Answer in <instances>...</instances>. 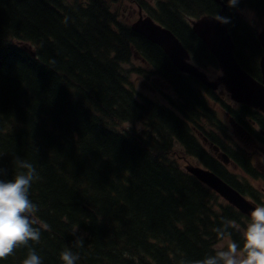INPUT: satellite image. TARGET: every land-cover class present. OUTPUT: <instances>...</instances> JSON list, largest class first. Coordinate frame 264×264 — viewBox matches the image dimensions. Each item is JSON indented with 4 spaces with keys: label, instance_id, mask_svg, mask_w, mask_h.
I'll use <instances>...</instances> for the list:
<instances>
[{
    "label": "trees",
    "instance_id": "16d2710c",
    "mask_svg": "<svg viewBox=\"0 0 264 264\" xmlns=\"http://www.w3.org/2000/svg\"><path fill=\"white\" fill-rule=\"evenodd\" d=\"M51 1L0 0L4 29L35 38L27 49L0 34V168L6 170L0 178L15 175L16 157L32 163L40 177L29 190L40 240L0 264H21L29 247L42 264H62L66 248L78 255L76 264H189L215 254L217 228L239 243L236 210L207 203L211 219L198 184L173 153L176 145L191 148L181 119L187 103H194L184 110L187 117L202 113L213 122L203 97L159 48L116 18L110 5L117 0L87 10L85 19H64L62 0L52 7ZM131 1L197 56L205 49L184 23L222 10L215 0H158L154 7ZM236 7L264 18V0H237ZM227 22L240 63L253 67L255 37L237 17ZM135 47L173 85L167 90L153 83L158 98L129 79L131 69L123 64ZM229 179L259 201L249 179ZM80 236L84 242L77 246Z\"/></svg>",
    "mask_w": 264,
    "mask_h": 264
},
{
    "label": "clouds",
    "instance_id": "9594fccd",
    "mask_svg": "<svg viewBox=\"0 0 264 264\" xmlns=\"http://www.w3.org/2000/svg\"><path fill=\"white\" fill-rule=\"evenodd\" d=\"M236 3L237 0H228L229 6ZM215 19L220 20V17ZM14 165L17 171L11 179L0 178V260L12 255L17 248L29 246L30 241L40 240V229L33 226L35 221L32 218L38 208L29 198V190L33 182L40 179L39 174L32 163L20 157H16ZM5 174L6 170L0 168V177ZM43 227L47 228V225ZM216 232L223 238L221 229L217 228ZM240 233L242 245L229 240L214 255L189 264H264V205L254 207ZM83 242L82 236L76 237L77 246H82ZM78 259L71 249L66 248L60 253L62 264H76ZM21 264H42V260L29 247Z\"/></svg>",
    "mask_w": 264,
    "mask_h": 264
},
{
    "label": "water",
    "instance_id": "95a60500",
    "mask_svg": "<svg viewBox=\"0 0 264 264\" xmlns=\"http://www.w3.org/2000/svg\"><path fill=\"white\" fill-rule=\"evenodd\" d=\"M215 1L221 6V9L225 8L222 0ZM132 29L162 47L178 70L195 77L208 88L214 89L216 87V82L208 81L204 72L186 62L188 53L170 30L156 25L148 16L140 17L132 25ZM193 30L216 58L223 73L217 80L225 85L232 98L240 103L257 106L264 110V54L260 60V68L263 74L262 83H258L236 60L234 55L235 44L226 23L212 16H203L193 22ZM257 39L264 52V27L258 32ZM189 171L197 180L229 200L242 213L250 211L249 203L218 175L197 167L189 168Z\"/></svg>",
    "mask_w": 264,
    "mask_h": 264
},
{
    "label": "rangeland",
    "instance_id": "374dc122",
    "mask_svg": "<svg viewBox=\"0 0 264 264\" xmlns=\"http://www.w3.org/2000/svg\"><path fill=\"white\" fill-rule=\"evenodd\" d=\"M10 1H11V3H16L15 0H10ZM111 5L113 7V11L116 14V17L123 24H129L132 22V20H134L137 17V7L135 5H130L129 0H124L123 2H116V3L112 2ZM124 65L127 69H131V72L129 73V79L135 81V72L132 70V66L134 65V58L131 57L129 59V61L126 62ZM137 85L139 87H141L140 82H138ZM143 89L146 90L151 95H155V96L158 95V93L156 91H154L152 88H150L148 86L143 87ZM209 105L213 106L212 99L209 100ZM241 140H242V137L239 138V143H242ZM178 152H180L179 147L176 146L173 153H178ZM186 165H191V164L185 163L182 165L181 168L184 170ZM194 165H196V164H194ZM246 166L249 170L255 171L258 174L260 180L259 181L253 180V183H255V185L258 188H261V189L263 188L262 195H263V199H264V163L259 162V164L256 167L249 166V165H246ZM217 169H220V168L217 167ZM230 180H233V179L231 178Z\"/></svg>",
    "mask_w": 264,
    "mask_h": 264
},
{
    "label": "flooded vegetation",
    "instance_id": "af4514ba",
    "mask_svg": "<svg viewBox=\"0 0 264 264\" xmlns=\"http://www.w3.org/2000/svg\"><path fill=\"white\" fill-rule=\"evenodd\" d=\"M205 134L207 135V136H209L210 135V133L208 132V131H206L205 130ZM199 136H202V135H200V134H198ZM262 141L264 142V138L262 139ZM209 141H208V138L207 137H203L202 136V144L204 143H208ZM232 143H233V145H234V149H236V150H242L243 148L237 143V142H235V141H232ZM232 150H234L233 148H231ZM228 155H229V157L230 158H232V156H233V154L231 153V152H228ZM230 163H231V161H229Z\"/></svg>",
    "mask_w": 264,
    "mask_h": 264
},
{
    "label": "bare ground",
    "instance_id": "6f19581e",
    "mask_svg": "<svg viewBox=\"0 0 264 264\" xmlns=\"http://www.w3.org/2000/svg\"><path fill=\"white\" fill-rule=\"evenodd\" d=\"M35 53V52H34Z\"/></svg>",
    "mask_w": 264,
    "mask_h": 264
}]
</instances>
